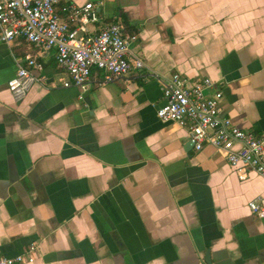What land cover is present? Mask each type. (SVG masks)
<instances>
[{
	"label": "crops",
	"instance_id": "0c3cea01",
	"mask_svg": "<svg viewBox=\"0 0 264 264\" xmlns=\"http://www.w3.org/2000/svg\"><path fill=\"white\" fill-rule=\"evenodd\" d=\"M87 2L135 34L145 67L100 85L93 69L82 91L62 86L55 48L0 39V255L34 245L23 264H206L209 250L212 264H264V217L247 205L264 178L240 180L219 151H196L185 127L156 116L158 78L207 76L222 114L264 133V0H59L58 10ZM28 55L43 68L16 101L7 81Z\"/></svg>",
	"mask_w": 264,
	"mask_h": 264
},
{
	"label": "built area",
	"instance_id": "2783aa9c",
	"mask_svg": "<svg viewBox=\"0 0 264 264\" xmlns=\"http://www.w3.org/2000/svg\"><path fill=\"white\" fill-rule=\"evenodd\" d=\"M58 4L59 0H0V39L9 42L22 37L33 44L39 54L55 48L56 63L67 76L61 79L62 86H75L82 91L89 88L93 69L101 75L97 82L100 85L123 78L132 69L145 67L143 60L129 47L135 34L125 32L119 22L101 23L92 2L62 6L63 15ZM95 24L97 28L90 30L89 25ZM42 68L43 63L37 56L26 57L25 64L7 81L14 100L26 96L39 79L34 70ZM150 71L148 73L156 77ZM158 81L162 102L156 116L160 121L185 127L196 151L205 145L219 151L240 180L246 179L249 172L264 178V133L254 135L244 131L222 114V92L207 93L213 85L209 77L190 81L173 72ZM247 205L257 217H264V195L253 198ZM35 248L31 245L26 254L14 257L0 255V264L32 262Z\"/></svg>",
	"mask_w": 264,
	"mask_h": 264
},
{
	"label": "water",
	"instance_id": "95a60500",
	"mask_svg": "<svg viewBox=\"0 0 264 264\" xmlns=\"http://www.w3.org/2000/svg\"><path fill=\"white\" fill-rule=\"evenodd\" d=\"M191 144H192V142H191ZM204 262L206 264H212L211 261H210L209 250H206L205 257H204Z\"/></svg>",
	"mask_w": 264,
	"mask_h": 264
}]
</instances>
